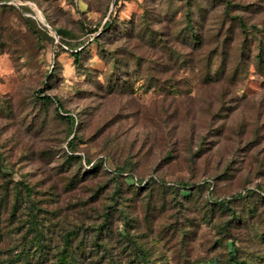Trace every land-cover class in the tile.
I'll use <instances>...</instances> for the list:
<instances>
[{"label":"rangeland","instance_id":"rangeland-1","mask_svg":"<svg viewBox=\"0 0 264 264\" xmlns=\"http://www.w3.org/2000/svg\"><path fill=\"white\" fill-rule=\"evenodd\" d=\"M202 2L206 19L194 17L206 30L219 24L226 3L264 28V0ZM248 3L258 9L240 7ZM144 8L179 20L184 5L0 0V264H232L230 253L243 264H264V198L209 201L246 187L264 191V138L247 145L263 132L264 77L251 66L234 93L239 99L228 103L188 68L175 69L183 90L149 87L148 65L118 58L135 43L126 31ZM105 20L111 28L91 31ZM87 160L98 163L93 172ZM124 164L139 179L159 176L180 187L138 190L110 171ZM32 208L40 232L29 224ZM68 230H75L69 241Z\"/></svg>","mask_w":264,"mask_h":264},{"label":"trees","instance_id":"trees-1","mask_svg":"<svg viewBox=\"0 0 264 264\" xmlns=\"http://www.w3.org/2000/svg\"><path fill=\"white\" fill-rule=\"evenodd\" d=\"M178 1L184 5L183 16L179 20H176L174 16L172 18L165 17L161 13L153 14L146 8L140 15L134 16L129 22L125 37L127 39L134 38L136 41L132 46L130 43V45L128 44L120 50L122 52L118 57L119 60L124 59L123 56L127 55L132 56L137 61V67L143 64L148 65L150 76L154 78V82H151L148 86L154 88L157 85L165 86L167 83H172L183 90V87L180 86L181 81L176 78L175 69L181 71L186 68L196 70L203 84L217 89L221 102L237 101L239 98H233L234 93L237 92L238 85L248 77L251 66H255L256 72L264 77V37L258 38L257 34L254 33L256 31L264 35V28L259 29L257 24H249L244 14H231L229 12L231 6L226 3L219 24L206 30L203 22L200 21L201 18L206 19V14H203L206 8L202 0H176V2ZM240 7H244V9L251 12L258 9V7H253V3ZM194 11L197 14L200 13L201 18L196 20ZM112 24V20H105L101 28L96 26L91 31L94 33L99 31V34H102L111 28ZM75 55H78V52ZM160 72H166L167 75H162ZM180 79L185 83H189L186 78ZM36 91L42 93L43 89L39 88ZM37 95L44 101L53 99L59 108L62 107L61 102L50 95ZM229 95L232 96L227 98ZM65 116L72 125H75L76 119L73 115L66 114ZM262 131L254 132V138L247 141L248 147L251 148L252 145H257L260 138H264V128ZM75 137L74 135L68 140L67 145L69 148L73 149V138ZM85 163L86 169L90 172H93L98 165L92 160H87ZM126 165L118 166V170H110L107 166L104 167L115 174L123 175L126 178L130 177L135 181L138 190L148 188L151 183L171 187L179 186L178 183L167 182L159 176L150 175L147 178L139 179L135 174L126 170ZM204 183L213 185V182L208 180H204ZM181 187L185 190H191L193 185L183 182ZM14 188L16 189V186ZM23 188L25 195L29 196L31 194L30 187L23 184ZM19 193L20 190H16V199L11 205L13 211L18 205ZM250 193H257L264 198V191L258 187H246L233 195L213 196L209 201L215 205H229L245 198ZM33 203L35 206V202ZM28 215L30 217L29 224L36 227L37 232H40V218H38L39 216L34 208L30 210ZM104 215L107 218L110 214L107 212ZM74 232L75 230L65 231L63 238L69 241L71 234ZM229 259L232 264H243L234 253H230Z\"/></svg>","mask_w":264,"mask_h":264}]
</instances>
